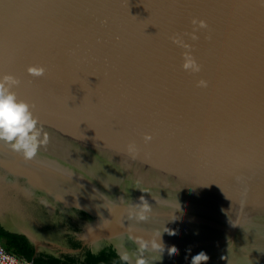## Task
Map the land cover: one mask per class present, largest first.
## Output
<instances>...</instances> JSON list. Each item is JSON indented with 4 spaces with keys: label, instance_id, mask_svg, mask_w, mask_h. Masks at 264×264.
Wrapping results in <instances>:
<instances>
[{
    "label": "water",
    "instance_id": "95a60500",
    "mask_svg": "<svg viewBox=\"0 0 264 264\" xmlns=\"http://www.w3.org/2000/svg\"><path fill=\"white\" fill-rule=\"evenodd\" d=\"M4 75L48 137L31 160L0 143V219L36 251L79 252L60 206L129 264H264V0H0Z\"/></svg>",
    "mask_w": 264,
    "mask_h": 264
},
{
    "label": "clouds",
    "instance_id": "9594fccd",
    "mask_svg": "<svg viewBox=\"0 0 264 264\" xmlns=\"http://www.w3.org/2000/svg\"><path fill=\"white\" fill-rule=\"evenodd\" d=\"M193 24H197V21H193ZM201 28L206 27L203 21H199ZM193 39L198 37L193 34ZM174 43H181L179 40H174ZM187 47V45H184ZM185 71L196 72L201 71L200 65L190 55V53L184 54V63L182 65ZM29 75L33 77H42L45 75L46 69L42 66H30L27 69ZM21 81L13 75H4L0 77V143H5L11 147L12 150L20 153L27 160L33 159L40 147L48 142L47 134L42 136V126L39 123V119L34 115V105L19 99L16 92L13 91L14 87H18ZM198 87H207V82L200 80ZM152 136L146 134L144 136V142L150 143ZM128 153L135 158L138 153V149L134 143L128 145ZM142 206L140 212L137 214L139 220H146V213L150 211L147 202H144L141 197ZM175 234V233H171ZM159 239V237H158ZM158 239L153 242V248L159 251L160 254L164 251L162 244L158 243ZM144 246L143 244L141 245ZM169 255H176L177 249L173 246L168 249ZM122 259H128L125 254ZM209 257L206 253L200 252L192 257L191 264H208ZM138 264H145L143 259L139 260Z\"/></svg>",
    "mask_w": 264,
    "mask_h": 264
},
{
    "label": "trees",
    "instance_id": "16d2710c",
    "mask_svg": "<svg viewBox=\"0 0 264 264\" xmlns=\"http://www.w3.org/2000/svg\"><path fill=\"white\" fill-rule=\"evenodd\" d=\"M12 181H14L12 179ZM36 199L46 203V205L52 206L40 193H35ZM60 206L55 207L54 214L52 215L53 225L52 229L66 228L68 231L78 233L81 228L72 222V217H69L64 213ZM70 213H79L88 220L93 218L88 214L78 211L70 210ZM65 239L68 241L70 249L79 251L78 253H68L63 250L57 249H39L36 251V245L25 234L19 232H13L8 230L3 225L0 219V242L5 248L19 258H23L29 261H33L34 264H129L127 261L121 258L117 251L106 244H100L98 250L91 246L84 245L75 235L66 234Z\"/></svg>",
    "mask_w": 264,
    "mask_h": 264
},
{
    "label": "flooded vegetation",
    "instance_id": "af4514ba",
    "mask_svg": "<svg viewBox=\"0 0 264 264\" xmlns=\"http://www.w3.org/2000/svg\"><path fill=\"white\" fill-rule=\"evenodd\" d=\"M24 188H26V187H24ZM27 190H28V192L33 196V198H36L34 195H35V193L34 192H32L30 189H28V188H26ZM36 203L38 202L39 204H40V202L39 201H35ZM49 206V205H48ZM52 208H53V206H51ZM58 207V206H57ZM70 210H73V209H70ZM70 210H66L65 212H69ZM54 211H55V208H54ZM77 213V212H76ZM67 216H68V219H69V217H72L73 219H72V222L73 223H75L76 225H77V223H76V221H75V215H74V213H70L69 212V214H67V213H65ZM79 214V213H78ZM79 215H81V214H79ZM82 216V215H81ZM84 217V216H83ZM85 218V217H84ZM86 221H88L87 223V225H89L92 221H93V219L92 220H88L87 218H86ZM24 225H25V227H29L28 225H27V223H24ZM86 225V226H87ZM78 226V225H77ZM85 227V226H84ZM84 227H81V231L80 232H78V233H73V232H71V231H68L66 228H59V227H57L56 229H61V239H60V241H58V246L59 247H66V248H69V246H68V241H67V239H65V235L66 234H71V235H75L77 238H78V234L79 233H81L82 232V230H83V228ZM48 242V241H47ZM47 242H45V243H47ZM50 243V242H49ZM83 244H84V242H83ZM88 246H90V245H88ZM92 248H94L95 249V247H93V246H91ZM53 249H57L58 250V248H53ZM59 250H61V249H59Z\"/></svg>",
    "mask_w": 264,
    "mask_h": 264
},
{
    "label": "built area",
    "instance_id": "2783aa9c",
    "mask_svg": "<svg viewBox=\"0 0 264 264\" xmlns=\"http://www.w3.org/2000/svg\"><path fill=\"white\" fill-rule=\"evenodd\" d=\"M0 264H34L9 252L0 242Z\"/></svg>",
    "mask_w": 264,
    "mask_h": 264
}]
</instances>
